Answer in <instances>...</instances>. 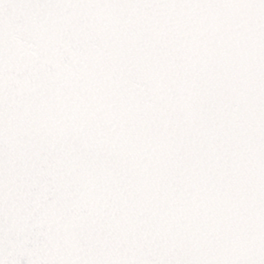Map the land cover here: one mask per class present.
Here are the masks:
<instances>
[{
    "label": "snow or ice",
    "instance_id": "snow-or-ice-1",
    "mask_svg": "<svg viewBox=\"0 0 264 264\" xmlns=\"http://www.w3.org/2000/svg\"><path fill=\"white\" fill-rule=\"evenodd\" d=\"M0 264H264V0H0Z\"/></svg>",
    "mask_w": 264,
    "mask_h": 264
}]
</instances>
